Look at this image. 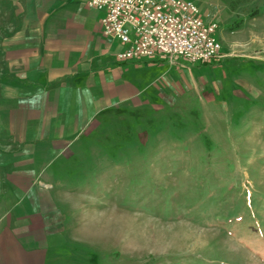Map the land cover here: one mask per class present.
Wrapping results in <instances>:
<instances>
[{
  "label": "rangeland",
  "instance_id": "1",
  "mask_svg": "<svg viewBox=\"0 0 264 264\" xmlns=\"http://www.w3.org/2000/svg\"><path fill=\"white\" fill-rule=\"evenodd\" d=\"M194 2L222 57L158 68L142 101L80 135L95 149L61 167L43 264H264V0Z\"/></svg>",
  "mask_w": 264,
  "mask_h": 264
},
{
  "label": "crops",
  "instance_id": "2",
  "mask_svg": "<svg viewBox=\"0 0 264 264\" xmlns=\"http://www.w3.org/2000/svg\"><path fill=\"white\" fill-rule=\"evenodd\" d=\"M103 14L86 0H0V182L13 183L16 210L0 230V264L45 262L61 167L95 149L80 135L142 101L158 68L173 64L118 59L124 45L103 33Z\"/></svg>",
  "mask_w": 264,
  "mask_h": 264
},
{
  "label": "built area",
  "instance_id": "3",
  "mask_svg": "<svg viewBox=\"0 0 264 264\" xmlns=\"http://www.w3.org/2000/svg\"><path fill=\"white\" fill-rule=\"evenodd\" d=\"M103 11L102 30L124 45L120 60L161 57L174 63L222 57L219 23L205 20L194 0H86Z\"/></svg>",
  "mask_w": 264,
  "mask_h": 264
},
{
  "label": "trees",
  "instance_id": "4",
  "mask_svg": "<svg viewBox=\"0 0 264 264\" xmlns=\"http://www.w3.org/2000/svg\"><path fill=\"white\" fill-rule=\"evenodd\" d=\"M257 12H258L257 10L252 11V12L250 13V14H251V17H252V16H255L256 14H258ZM239 26H240V23H238L237 27H239ZM237 27H236V28H237ZM204 63L207 64L208 62H204ZM208 64H209V63H208Z\"/></svg>",
  "mask_w": 264,
  "mask_h": 264
}]
</instances>
